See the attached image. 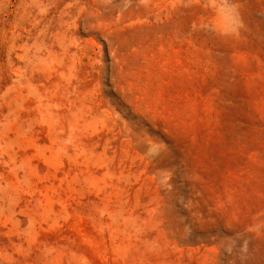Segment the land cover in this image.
Returning a JSON list of instances; mask_svg holds the SVG:
<instances>
[{
  "label": "rangeland",
  "instance_id": "obj_1",
  "mask_svg": "<svg viewBox=\"0 0 264 264\" xmlns=\"http://www.w3.org/2000/svg\"><path fill=\"white\" fill-rule=\"evenodd\" d=\"M0 264H264V0H0Z\"/></svg>",
  "mask_w": 264,
  "mask_h": 264
}]
</instances>
